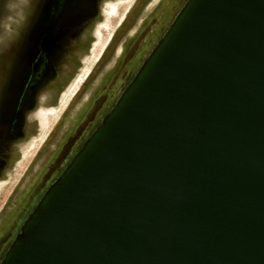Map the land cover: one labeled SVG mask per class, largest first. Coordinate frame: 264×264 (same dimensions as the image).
I'll return each mask as SVG.
<instances>
[{
	"label": "water",
	"instance_id": "water-1",
	"mask_svg": "<svg viewBox=\"0 0 264 264\" xmlns=\"http://www.w3.org/2000/svg\"><path fill=\"white\" fill-rule=\"evenodd\" d=\"M0 264H264V0H186Z\"/></svg>",
	"mask_w": 264,
	"mask_h": 264
},
{
	"label": "rangeland",
	"instance_id": "rangeland-1",
	"mask_svg": "<svg viewBox=\"0 0 264 264\" xmlns=\"http://www.w3.org/2000/svg\"><path fill=\"white\" fill-rule=\"evenodd\" d=\"M34 1L0 0V159L6 160L0 172V260L44 191L157 43L152 39L146 45L137 44L129 59L122 61L141 23L159 14L155 11L147 17L159 0H53L35 44L30 43L26 29L34 18ZM185 1L177 3L164 21L159 14L147 25L155 37L162 33L156 28L161 23L169 27ZM39 3L36 0V11ZM44 46L47 63L40 65ZM134 56L136 64L131 60ZM34 58L42 67L37 73L31 71ZM25 73L27 77L22 76ZM29 100L31 107L22 111ZM73 137L75 145L67 146ZM40 178L41 187L30 190L41 183ZM32 190L31 209L22 211L23 203L15 198ZM14 215L21 221L18 226L11 222Z\"/></svg>",
	"mask_w": 264,
	"mask_h": 264
},
{
	"label": "flooded vegetation",
	"instance_id": "flooded-vegetation-1",
	"mask_svg": "<svg viewBox=\"0 0 264 264\" xmlns=\"http://www.w3.org/2000/svg\"><path fill=\"white\" fill-rule=\"evenodd\" d=\"M72 1H75V0H72ZM148 1H150V0H145L146 3H148ZM181 1H183V0H159L158 3L155 5V7L152 9L151 13L147 17L150 18L152 16V13L157 11V13L162 15L161 21H164L167 16H171L170 13H171L172 8L177 3L181 2ZM35 3H36V0L34 1L33 7H32L34 18L31 19V21H30L31 23H28L29 24V25H27L28 27L26 26V29L29 30L30 37H31V32L34 30V27L37 24V22H39V20H41V18L46 16V14L49 13L48 11L51 10V6L53 5V0H40L39 9L37 11H36L37 8H35ZM54 4H55V2H54ZM44 12H46V14ZM159 14H157L154 17H151L150 22L145 21V22L141 23V26H139V29H138L135 37L133 39H131L130 44L128 41L129 46H128L126 53L123 54V58H122L123 60L122 61L129 59V57L131 55L130 53L132 52V50H134V47H136L137 44H138V46H141V45L143 46V45H146L148 43V41H151L152 39H156V42H157L161 38V36L167 30L168 27L165 28V25L161 23V25L156 28L157 31H159L160 33L162 32L161 35H159L158 37L157 36L155 37L156 34H153V31H150V29L147 27V25L150 24L151 22H153V20L156 19ZM31 24H32V26L30 27ZM168 26H169V24H168ZM30 37H28V39L30 40V43L33 41L35 44L36 41L34 39H31ZM154 46H155V44H154ZM43 50H44V55L39 61L40 65H45L47 63L46 57H47V50L48 49L46 46H44ZM131 60H134V64H136L138 61L137 57H135V56L132 57ZM28 61H29V58H27V60L25 61L24 64H27ZM37 64H38V60L34 58L32 63H31V71L33 73L34 72L37 73L39 71V69H42V67L38 68ZM14 82H15V79H14ZM30 107H31V101L29 100V103L27 105H24L21 108V110L26 111L27 108H30ZM69 141L71 144L69 143ZM68 144L74 146L75 145V137H73L71 140L68 139L66 141V145L68 146ZM64 156H65V151L58 154V157L60 159H62ZM5 164H6V160L4 158H1L0 159V172L5 167ZM42 180L43 179L40 178L41 183H39L37 185L36 184L32 185L30 190L31 189H33V190L39 189L41 187V185L43 184ZM33 190L28 191V193L26 192L25 194H22L23 196H21V194H19L15 198L16 202L19 201V203H21V202L23 203L22 211L26 208H29V207L31 209V205H32L31 201L33 200L32 198L34 197ZM5 204H6V202H5ZM2 215H3V209L0 211V216H2ZM11 222H14L15 225L18 226L21 221H19L18 215H16V216L14 215L12 217Z\"/></svg>",
	"mask_w": 264,
	"mask_h": 264
},
{
	"label": "bare ground",
	"instance_id": "bare-ground-1",
	"mask_svg": "<svg viewBox=\"0 0 264 264\" xmlns=\"http://www.w3.org/2000/svg\"><path fill=\"white\" fill-rule=\"evenodd\" d=\"M85 76H86V75H85ZM80 79H81V78H80ZM80 79H79V80H80ZM79 82H80V81H79ZM78 85H79V83H78ZM76 87H77V85H76ZM76 87H75V88H76ZM70 90H71V89H70ZM66 92H67V91H66ZM63 94H66V93L64 92ZM67 94H68V93H67ZM63 99H64V98L61 99L60 104H62ZM45 114H46V113H45ZM45 116H46V115H45ZM43 117H44V116H43ZM45 122H46V120H45L44 122H42V123L46 125ZM45 125H43V126L45 127Z\"/></svg>",
	"mask_w": 264,
	"mask_h": 264
}]
</instances>
